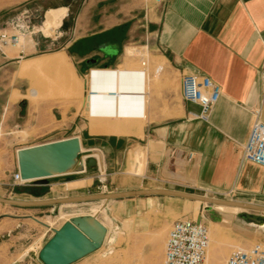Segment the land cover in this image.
<instances>
[{"label":"crops","instance_id":"crops-1","mask_svg":"<svg viewBox=\"0 0 264 264\" xmlns=\"http://www.w3.org/2000/svg\"><path fill=\"white\" fill-rule=\"evenodd\" d=\"M36 2L39 8L45 4V0ZM107 5L110 2H103ZM144 5L135 6L136 11L128 4L114 12L104 7L100 16L89 14L88 6L67 30L64 26L72 5L47 7L66 9L53 35L19 30L24 36L21 46L0 48V123L7 129L18 126L31 131L38 127L39 134L45 133L41 124L48 110L46 98L32 106L27 97L31 76L36 73L40 91L47 90L45 75L29 70L20 74V69L37 64L41 68L43 56L63 54L72 73L86 84L84 109L88 90L102 87L106 97L96 107L109 117L105 121L116 124L103 133H91V120L85 115L84 124H79L77 101L70 102L67 121L77 129L81 155L97 159V166L70 173H88L67 182H83L77 192L89 193L100 184H106L111 192L167 188L207 196L229 193L236 200L264 205V166L244 161L242 155L254 109H259L264 122V0H165ZM54 45L60 49L46 53ZM40 52L46 54L37 55ZM132 58L136 61L130 62ZM137 60H145L146 65L128 66ZM93 69H110L115 75L95 89L90 84ZM187 73L207 75L221 87L209 122L195 118L191 113H198L200 107L182 99L181 76ZM125 116L138 118L128 130L121 127ZM138 161L142 162L140 168ZM17 168L16 158L12 174ZM48 186L52 190V183ZM135 198L142 207L148 203L171 207L175 200L183 199L146 196L110 201ZM215 207L230 212L250 211ZM207 209H211L209 205ZM202 215L199 220L203 222ZM248 215L226 219H243L242 224L258 227ZM13 217L44 225L29 215ZM166 221L162 219L160 224ZM238 232L246 240L254 238L248 231ZM27 256L21 253L19 259Z\"/></svg>","mask_w":264,"mask_h":264},{"label":"rangeland","instance_id":"rangeland-1","mask_svg":"<svg viewBox=\"0 0 264 264\" xmlns=\"http://www.w3.org/2000/svg\"><path fill=\"white\" fill-rule=\"evenodd\" d=\"M45 0L42 8L37 6L36 0H0V31L11 30L12 26H19L18 32L30 34L53 35L57 26L43 32L44 20L49 10L47 7H57L62 5H72V13L66 21L64 28H71L78 13H81L89 6V14L100 16L104 7L110 11H118L120 6L128 4V7L142 5H157L152 0ZM103 2H110V6H103ZM144 5V6H145ZM31 30L33 33H31ZM21 41L18 46L23 44V33H20ZM134 44L133 46H135ZM13 46V45H9ZM129 46V47H133ZM17 50L20 47H16ZM60 49L59 45L51 46L48 52ZM45 52H40L42 55ZM42 67L31 65L29 69H20V74L25 71L40 72L45 75L47 90L40 91L37 85L38 73L31 76L30 89L27 97L31 105L37 106L40 98H46L48 102L47 114L43 116L41 124L45 133H38V127L31 131L23 130L20 127L7 129L0 123V196L20 200H37L60 198L72 195H82L77 187L83 184L67 182L86 176L82 174H66L47 178V183L39 185L40 195L34 196L29 192H20L17 186L12 184V162H16V149L20 146L34 145L49 142L57 139L76 136V128L70 127L67 116L70 102L77 101L76 113L79 114V124L83 123L85 115L91 120L90 132L103 133L104 129L111 125L109 117L103 116L97 109V104L104 100L105 94L102 91L103 80L113 77L115 72L110 69H93L90 75V84L98 91L88 90V101L84 110V101L87 93L86 84L82 77L79 79L72 73V67L63 54L47 55L41 59ZM136 61L135 58L130 62ZM67 63V64H66ZM128 66L141 67L137 60L135 64ZM56 71L52 74V71ZM157 76L159 73L156 74ZM78 79V80H77ZM62 80V85H59ZM41 80L40 82H42ZM43 86L42 84H40ZM16 98V96H15ZM87 108V111H86ZM37 110V107H35ZM138 118L135 116L122 117V128L128 130L136 124ZM68 122V123H67ZM61 124L63 127H61ZM29 138V136H31ZM35 135V136H34ZM82 157V155H81ZM139 167L141 161H138ZM138 169L137 171H139ZM132 171H135L134 167ZM5 183V184H4ZM49 183H52L50 190ZM24 187H36L33 181ZM8 188L9 190H5ZM11 191V192H9ZM101 192L98 187L91 190L93 194ZM111 192V191H109ZM102 192V193H109ZM80 193V194H77ZM204 195V194H203ZM210 197L236 200L230 194L208 195ZM169 198V197H167ZM240 201V200H239ZM138 198L132 200L110 201V202H90L86 204L70 206H42V207H20L0 204V264H43L38 257L39 251L47 240L52 236L53 230L59 228L72 215L76 214H95L106 225L108 233L103 245L93 253L83 257L72 264H163L164 246L171 222L187 216V218L199 219L201 213L204 216L203 222L208 226L210 233V243L207 249L205 264H225L226 259L232 250L236 248H247L257 242L264 243V229L259 226H247L242 224V220L229 221V217L240 214L259 213L250 211L230 212L221 208L191 201L188 199L175 200L173 206L170 204L155 205L148 203L142 207ZM126 203L132 205L125 206ZM135 204V205H134ZM204 209L206 211H204ZM208 210V211H207ZM203 211V212H202ZM29 215L43 222L40 225L33 219L19 221L13 216ZM228 218V219H226ZM167 220L165 224H160L161 220ZM241 220V221H240ZM238 231H248L247 233L254 238L252 241L246 240ZM24 234V235H23ZM43 244V245H42ZM21 253L28 256L21 260ZM8 254V255H6Z\"/></svg>","mask_w":264,"mask_h":264},{"label":"water","instance_id":"water-1","mask_svg":"<svg viewBox=\"0 0 264 264\" xmlns=\"http://www.w3.org/2000/svg\"><path fill=\"white\" fill-rule=\"evenodd\" d=\"M87 111V108H86ZM82 145L79 136L57 139L49 142L18 148L16 151L18 172L22 180L36 183V191L31 194L39 197V185L47 183V178L83 172L97 166V159L81 157ZM150 196H170L200 201L209 206L240 207L259 213L249 214L260 227L264 228V205L210 197L167 188L136 189L109 193L72 195L60 198L20 200L0 196V204L20 207L70 206L90 202L119 200L123 198ZM108 229L95 214H76L53 230L52 236L39 251L43 264H72L98 250L104 243Z\"/></svg>","mask_w":264,"mask_h":264},{"label":"built area","instance_id":"built-area-1","mask_svg":"<svg viewBox=\"0 0 264 264\" xmlns=\"http://www.w3.org/2000/svg\"><path fill=\"white\" fill-rule=\"evenodd\" d=\"M152 1L161 4L165 0ZM17 28L19 26L14 25L11 28L14 32L0 31V48L20 44L21 36ZM141 65L144 67L146 61H142ZM181 96L184 102L200 107L198 113H191L195 118L209 122L212 110L221 96V87L207 75L187 73L181 76ZM253 113L254 120L243 148V160L264 166V122L260 118L259 109H254ZM31 182L22 180L18 170L12 174V184L15 186H26ZM98 189L109 192L106 184H100ZM209 243V228L201 220L187 217L176 219L168 231L163 264H205ZM225 264H264V243L257 242L247 248L232 250Z\"/></svg>","mask_w":264,"mask_h":264},{"label":"bare ground","instance_id":"bare-ground-1","mask_svg":"<svg viewBox=\"0 0 264 264\" xmlns=\"http://www.w3.org/2000/svg\"><path fill=\"white\" fill-rule=\"evenodd\" d=\"M65 11H66L65 8L58 9V10H54V9L48 10L46 13V18L44 20L42 31L47 33L48 29H52L54 26H57L61 22V18L63 16V14L65 13ZM87 97H88V94H87ZM99 155H100V157H102L101 154H99ZM103 202H105V201H103ZM195 202L201 203L200 201H195ZM236 208H240V207H236Z\"/></svg>","mask_w":264,"mask_h":264},{"label":"trees","instance_id":"trees-1","mask_svg":"<svg viewBox=\"0 0 264 264\" xmlns=\"http://www.w3.org/2000/svg\"><path fill=\"white\" fill-rule=\"evenodd\" d=\"M17 190H19L20 192H29V193H32L33 191H36V187L17 186ZM38 193L40 195V189L38 190Z\"/></svg>","mask_w":264,"mask_h":264}]
</instances>
